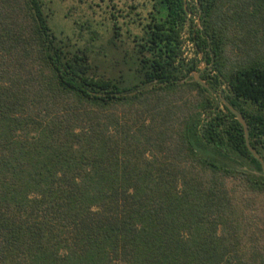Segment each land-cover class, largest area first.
Returning <instances> with one entry per match:
<instances>
[{"label": "trees", "instance_id": "16d2710c", "mask_svg": "<svg viewBox=\"0 0 264 264\" xmlns=\"http://www.w3.org/2000/svg\"><path fill=\"white\" fill-rule=\"evenodd\" d=\"M131 1L0 0V264H264V0Z\"/></svg>", "mask_w": 264, "mask_h": 264}, {"label": "rangeland", "instance_id": "374dc122", "mask_svg": "<svg viewBox=\"0 0 264 264\" xmlns=\"http://www.w3.org/2000/svg\"><path fill=\"white\" fill-rule=\"evenodd\" d=\"M142 1V0H136ZM132 3L131 0H86L85 3H82L78 0H57L56 3L52 4L53 8V16H52V25L56 32L62 37H71L73 42H78L79 44L85 43L84 39L80 41H76L77 34H79V26L74 25V20L80 21L83 23L86 19H94L93 21V29H98L99 32L102 31V27L100 24L105 22L106 24L110 23V15L109 11H111V7L113 4H118L119 7L124 8L125 4L130 5ZM92 6V8L89 7ZM126 8V7H125ZM109 18V19H108ZM80 37V36H79ZM85 39L88 38V34L85 32L83 35ZM81 38V37H80ZM101 42H105L106 38L101 37ZM96 41V45H100L101 42ZM110 58L112 53H109ZM202 54L199 55L201 58ZM107 57V59L110 60ZM200 67L204 69L207 67L205 60H200Z\"/></svg>", "mask_w": 264, "mask_h": 264}, {"label": "water", "instance_id": "95a60500", "mask_svg": "<svg viewBox=\"0 0 264 264\" xmlns=\"http://www.w3.org/2000/svg\"><path fill=\"white\" fill-rule=\"evenodd\" d=\"M207 64V62H206ZM204 70L203 67H200V70L197 72H194L192 75L193 77L199 81L200 83H202L205 87L210 88V84L204 80L201 76L202 71ZM213 93H215L223 102V104L233 112V114L236 115L237 119L239 120V122L242 124L243 128H244V134H245V140L247 143V146L249 148V150L251 151V153L254 155L255 158L258 159V161L261 164L262 167V172L259 171H255L257 174H262L264 176V158L261 156V154L253 147V145L251 144V140H250V129H249V125L248 122L244 116V114L239 111L223 94L221 91H217L215 92L214 90H212Z\"/></svg>", "mask_w": 264, "mask_h": 264}, {"label": "built area", "instance_id": "2783aa9c", "mask_svg": "<svg viewBox=\"0 0 264 264\" xmlns=\"http://www.w3.org/2000/svg\"><path fill=\"white\" fill-rule=\"evenodd\" d=\"M184 39V45H183V50H184V56L190 58L195 56V45L194 42L190 39L188 34H185L183 37Z\"/></svg>", "mask_w": 264, "mask_h": 264}]
</instances>
